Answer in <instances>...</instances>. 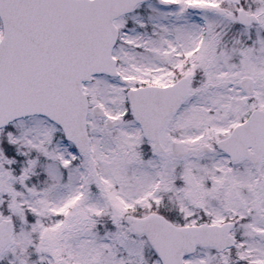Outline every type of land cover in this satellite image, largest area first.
I'll use <instances>...</instances> for the list:
<instances>
[{
    "label": "snow or ice",
    "instance_id": "snow-or-ice-1",
    "mask_svg": "<svg viewBox=\"0 0 264 264\" xmlns=\"http://www.w3.org/2000/svg\"><path fill=\"white\" fill-rule=\"evenodd\" d=\"M0 264H264V0H0Z\"/></svg>",
    "mask_w": 264,
    "mask_h": 264
}]
</instances>
